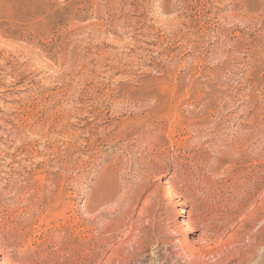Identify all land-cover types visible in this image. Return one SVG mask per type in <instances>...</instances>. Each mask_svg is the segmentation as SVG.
Returning <instances> with one entry per match:
<instances>
[{"label":"rangeland","instance_id":"obj_1","mask_svg":"<svg viewBox=\"0 0 264 264\" xmlns=\"http://www.w3.org/2000/svg\"><path fill=\"white\" fill-rule=\"evenodd\" d=\"M0 153L11 264H264V0H0Z\"/></svg>","mask_w":264,"mask_h":264},{"label":"bare ground","instance_id":"obj_2","mask_svg":"<svg viewBox=\"0 0 264 264\" xmlns=\"http://www.w3.org/2000/svg\"><path fill=\"white\" fill-rule=\"evenodd\" d=\"M35 50V49H34ZM49 64V63H48ZM41 65V64H40ZM44 67V66H43ZM34 69V68H33ZM18 74V73H17ZM4 75V74H3ZM11 81V80H10ZM18 81V80H17ZM14 87V86H13ZM61 112V111H60ZM35 113V112H34ZM48 113V112H47ZM87 115V114H86ZM46 117V116H45ZM6 120V119H5ZM46 120V119H45ZM49 120V119H48ZM64 121V120H63ZM38 123V122H37ZM47 124V123H46ZM62 124V123H61ZM15 125H16V123H15ZM6 127V126H5ZM63 127V126H62ZM3 128V127H2ZM12 129V128H11ZM16 129V128H15ZM2 130V129H1ZM7 130V129H6ZM19 132V131H18ZM31 132V131H30ZM2 134V133H1ZM14 134V133H13ZM77 134V133H76ZM25 135V134H24ZM33 135V134H32ZM31 135V136H32ZM56 135V134H55ZM51 136V135H50ZM141 137V136H140ZM20 138V137H19ZM45 138V137H44ZM66 138V137H65ZM64 138V139H65ZM14 139V138H13ZM18 139V138H17ZM56 139V138H55ZM62 139H63V137H62ZM32 141V140H31ZM51 142V141H50ZM53 143V142H52ZM31 144H33V143H31ZM51 145V144H50ZM64 146V145H63ZM68 146V145H67ZM41 148V147H40ZM56 148V147H55ZM39 149V148H38ZM42 151V150H41ZM4 152V151H3ZM33 152V151H32ZM73 152V151H72ZM14 153V152H13ZM1 154V153H0ZM41 155V154H40ZM4 156V155H3ZM22 156V155H21ZM29 156V155H28ZM42 157V156H41ZM60 157V156H59ZM14 158V157H13ZM44 158V157H43ZM19 159V158H18ZM4 160V159H3ZM14 160V159H13ZM45 161H46V159H45ZM3 162V161H2ZM5 162V161H4ZM36 162V161H35ZM38 162V161H37ZM55 166V165H54ZM5 167V166H4ZM28 167V166H27ZM17 168V167H16ZM50 168V167H49ZM33 169V168H32ZM54 169H55V167H54ZM25 170V169H24ZM76 171V170H75ZM63 174V173H62ZM78 174V173H77ZM12 175V174H11ZM10 175V176H11ZM58 176H59V174H58ZM57 175L53 178V182H52V185H53V189H52V192H55L54 191V189H55V187H57V185L59 184V182H58V180H59V177H58ZM40 177V176H39ZM43 178V177H42ZM32 179V178H31ZM2 181V180H1ZM25 183V182H24ZM39 183V182H38ZM65 183V182H64ZM69 184H70V182H69ZM75 186V185H74ZM35 187V186H34ZM47 189V188H46ZM57 189H58V187H57ZM60 189V188H59ZM23 190V189H22ZM44 190V189H43ZM59 192H60V190H59ZM58 192V193H59ZM134 192V191H133ZM61 194H62V192H61ZM126 194V193H125ZM56 195V194H55ZM59 195H60V193H59ZM27 196V195H26ZM57 197V196H56ZM45 198V197H44ZM52 198H55L54 196L52 197ZM59 198H60V196H59ZM36 199V198H35ZM48 200V199H47ZM56 200V199H55ZM27 201V200H26ZM30 202H32L31 200H29ZM50 201V200H49ZM57 201V200H56ZM37 202V201H36ZM48 203H50V202H48ZM32 204V203H31ZM33 205V204H32ZM48 205V204H47ZM93 205V204H92ZM46 207H48V206H46ZM70 207H71V205H70ZM25 210V209H24ZM44 210V209H43ZM22 211H23V209H22ZM48 211V210H47ZM40 212V211H39ZM41 213V212H40ZM181 213L182 214H184V215H186L187 213L186 212H184L183 210L181 211ZM131 214V213H130ZM71 215V214H70ZM192 215V214H191ZM187 216V215H186ZM186 216H182L181 218H182V225H187L186 223H185V218H186ZM71 217V216H70ZM190 219V218H189ZM57 220V219H56ZM33 222V221H32ZM28 223V222H27ZM76 224V223H75ZM191 229V228H190ZM207 234V233H206ZM138 238V237H137ZM9 249V248H8ZM251 254H253V252L251 253ZM3 255V254H2ZM246 256V255H245ZM244 256V257H245ZM9 257V256H8ZM132 258V257H131ZM0 259H2V261L0 262V264H9L10 262H9V258H6V256L4 257H2V258H0ZM95 260V259H94ZM125 263V262H124ZM11 264V263H10Z\"/></svg>","mask_w":264,"mask_h":264}]
</instances>
